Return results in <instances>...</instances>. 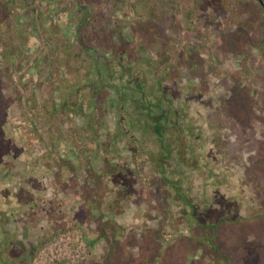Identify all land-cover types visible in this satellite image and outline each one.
<instances>
[{"label":"rangeland","instance_id":"1","mask_svg":"<svg viewBox=\"0 0 264 264\" xmlns=\"http://www.w3.org/2000/svg\"><path fill=\"white\" fill-rule=\"evenodd\" d=\"M75 4L17 0L0 21V194L13 195L18 210L0 223L8 257L28 256L1 264H226L188 238L196 225L170 223L174 192L159 173L158 131L175 135V127L176 158L163 161L164 175L201 210L234 211L215 237L232 264H264V0H93L131 90L126 102H108L96 129L101 141L115 135L108 151L80 130L84 118L50 111L59 102L58 54L74 42ZM135 86L160 101L159 118ZM110 160L130 176L101 177ZM118 180L125 191L117 193ZM214 194L241 207L213 204ZM106 221L123 230L111 246L99 240Z\"/></svg>","mask_w":264,"mask_h":264},{"label":"trees","instance_id":"2","mask_svg":"<svg viewBox=\"0 0 264 264\" xmlns=\"http://www.w3.org/2000/svg\"><path fill=\"white\" fill-rule=\"evenodd\" d=\"M75 1L76 4L74 8L70 10L71 15L69 16V19L75 23L73 31L74 42H68V44H65L62 53L58 54V69L60 73L58 75L59 102L54 104L50 111L53 116H56L58 111H63L69 113L70 116L84 118L80 130L89 132L93 139L91 142L97 143V146L104 145L106 151H108V148L111 146H113L111 149H115V135L109 130L108 137L101 141L102 136L99 135L96 129L101 123V125H103V120L101 119H103L105 112L110 110V108H107L108 102H111V108H114V103L119 101L124 103L127 101V98H129V93L131 91L130 85L128 82L125 83L123 81V79L129 74V71L125 69V65L118 57V45L111 42L110 36L107 35L106 30L102 28V19H98V15L97 17H94L91 14L89 5L92 4L93 0ZM258 1L260 2V0ZM13 6H17V0H0V21H3L5 17L12 18L11 16L14 15L12 10L14 8ZM56 12L59 13V11ZM55 25L56 24H53V27H57ZM75 48L77 49L76 51ZM134 91L138 92V94L143 97L144 101L146 100L144 102L146 113H150L153 109V111L159 115V118L161 115V111L159 110L160 101L151 104L147 101V96L143 94L139 88L135 86ZM112 94L113 97H111ZM96 112L99 114L98 118L95 117ZM174 129L175 135L180 133L178 128L176 129L175 127ZM158 132L163 145V156H160L157 159L158 166L160 167L159 173L162 176L163 184L168 187L172 186V191L174 192V194H169V197L167 198L168 204L175 202V204L172 205L175 208L171 210V213H174L171 216V225H187L188 227L196 225L197 233H191L192 235L188 238L196 243L199 248L204 249L205 254L211 256L212 261L219 262L223 260L226 264H232L230 257L219 250L215 237L223 222L233 221L231 215L234 211H230L229 213L224 214V216H221V218H218L216 214L211 212V208H208V210L205 208L206 205H204V209L201 210L198 201L200 200L199 198L180 194L181 190L176 182L174 180H169L164 175L165 170L163 163L164 160L170 157L174 156L176 158L170 146L171 143L178 142L177 137H179V135L176 137L166 129L159 130ZM118 157L119 156H116L117 159ZM111 161L112 160L107 163L105 167L106 171L101 177L107 178L111 177L113 174L112 178L116 181L118 176H130L129 168L120 163ZM119 180L116 182L117 193L122 190L125 191L126 189L122 184L123 182H120ZM111 195L112 197H117V200H119L121 194ZM129 195L130 194H122V200L129 197ZM233 196L238 197V195ZM220 201L223 203L225 202L223 207L228 204L230 205V203L234 208L241 207L238 198H230L225 194H214L212 203L217 204ZM208 204L209 207H211V200ZM113 205L115 207L116 203L110 202L109 205L105 207L109 212H113ZM178 209H181L182 211L177 212ZM117 211V214L121 213V210ZM94 213L97 214V218L99 216L102 218L101 212L98 213L95 211ZM207 215H209L208 220H200L201 217ZM238 219H240L239 216H237L235 220ZM104 225L103 232L99 234V240H105L111 246L115 238L119 236L123 230L120 226L114 225L112 221H106ZM154 262L155 261L153 260L150 261L151 264H154Z\"/></svg>","mask_w":264,"mask_h":264},{"label":"flooded vegetation","instance_id":"3","mask_svg":"<svg viewBox=\"0 0 264 264\" xmlns=\"http://www.w3.org/2000/svg\"><path fill=\"white\" fill-rule=\"evenodd\" d=\"M5 174H7L5 172ZM17 182V185L19 186V180L16 181ZM28 195V194H27ZM13 196V195H11ZM10 196V198H11ZM10 198H2V194H0V219H4V218H8V216H11V215H17L18 214V210L16 209L15 212H12L11 210V207L10 205H12V203L9 202ZM11 201V200H10ZM12 213V214H11ZM6 225V222L4 223H0V236H1V239H0V262H25V258H28V256H23V255H19V256H16L14 257V260H11L9 257H8V252H9V245H8V242H7V237H8V234H4L3 233V230H4V226Z\"/></svg>","mask_w":264,"mask_h":264}]
</instances>
